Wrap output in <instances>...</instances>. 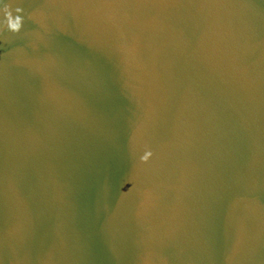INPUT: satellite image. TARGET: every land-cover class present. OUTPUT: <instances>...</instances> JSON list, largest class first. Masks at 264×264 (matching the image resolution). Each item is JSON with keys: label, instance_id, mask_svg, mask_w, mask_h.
Masks as SVG:
<instances>
[{"label": "water", "instance_id": "water-1", "mask_svg": "<svg viewBox=\"0 0 264 264\" xmlns=\"http://www.w3.org/2000/svg\"><path fill=\"white\" fill-rule=\"evenodd\" d=\"M0 264H264V0H0Z\"/></svg>", "mask_w": 264, "mask_h": 264}, {"label": "clouds", "instance_id": "clouds-1", "mask_svg": "<svg viewBox=\"0 0 264 264\" xmlns=\"http://www.w3.org/2000/svg\"><path fill=\"white\" fill-rule=\"evenodd\" d=\"M17 12L20 10L17 9ZM5 19L7 21V28L9 31L15 33L20 30L21 27V17L19 15L13 17L11 13H5Z\"/></svg>", "mask_w": 264, "mask_h": 264}]
</instances>
